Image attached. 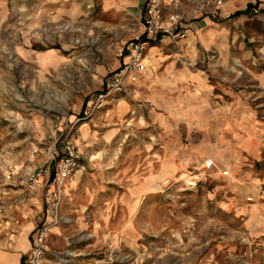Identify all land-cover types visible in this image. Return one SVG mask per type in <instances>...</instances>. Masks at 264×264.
<instances>
[{"label":"rangeland","instance_id":"obj_1","mask_svg":"<svg viewBox=\"0 0 264 264\" xmlns=\"http://www.w3.org/2000/svg\"><path fill=\"white\" fill-rule=\"evenodd\" d=\"M238 30L264 56V18ZM140 31L131 22L125 35L66 19L31 25L17 14L0 24V214L4 194L24 195L29 172H52L53 152L70 138L78 167L46 264H264V146L235 164L206 153L219 144L207 118L234 102L254 113L264 141V86L242 62L172 43L158 46L175 57L171 73L149 66L99 100L120 48Z\"/></svg>","mask_w":264,"mask_h":264},{"label":"crops","instance_id":"obj_2","mask_svg":"<svg viewBox=\"0 0 264 264\" xmlns=\"http://www.w3.org/2000/svg\"><path fill=\"white\" fill-rule=\"evenodd\" d=\"M147 0H0V24L7 20L10 14L23 17L31 25L42 22H56L62 19L83 22L90 25L92 32L107 29L109 32L119 31L123 35L128 23H136L141 27L144 7ZM248 13L245 14L247 6ZM222 14L229 13L231 18L223 20L208 15L197 17L191 22L189 36L175 44L189 49L188 56L196 53L195 47L204 50H215L219 53L220 64L226 65L230 60L244 64L243 73H257L255 78L264 86V56H254L253 51L246 48L240 40L239 27L251 16L259 15L264 18V0H225L221 9ZM96 17L106 16L111 22ZM119 35L120 41H124ZM126 44V43H125ZM124 44V45H125ZM172 42L164 39L149 41L147 55V70L165 64V72L171 73L175 60L170 54H161L158 46L169 45ZM191 48V49H190ZM264 49V48H263ZM262 50V49H261ZM53 58V53H50ZM178 55V54H177ZM154 56L155 59L149 57ZM181 56V55H178ZM180 58V57H179ZM225 60V61H224ZM125 58L116 60V71ZM146 70V71H147ZM222 73V72H221ZM155 96L153 100L156 103ZM164 103L162 99H157ZM169 106V105H168ZM214 118H207V126L216 133L219 143L217 148L206 150L214 158H228L229 163H237L243 153L259 152L264 146L260 142L262 131L257 130L254 113L240 109L238 103L232 106L214 108ZM214 126V127H213ZM262 130V129H260ZM226 157V158H225ZM65 187V186H64ZM8 205L4 209V220L0 217V264H26L32 238L40 221L49 220V212L44 204L43 190L36 191L29 197L23 195V189L14 191L13 195L4 194ZM5 201V199H4ZM55 232V231H52ZM46 262V261H45ZM46 264V263H45ZM56 264V262H51Z\"/></svg>","mask_w":264,"mask_h":264},{"label":"built area","instance_id":"obj_3","mask_svg":"<svg viewBox=\"0 0 264 264\" xmlns=\"http://www.w3.org/2000/svg\"><path fill=\"white\" fill-rule=\"evenodd\" d=\"M225 0H147L141 19V31L119 50V58H125L116 71L108 70L106 91L100 93L99 100L112 92H121L126 83H134L136 77L146 72V50L149 41L156 39L177 43L189 36L191 22L204 15L229 20L231 14H222ZM56 28L68 30L70 25L60 24ZM72 139L65 138L61 153L53 152L52 172L37 170L25 175L23 186L25 197L43 190V199L49 212V220L36 228L32 238L26 264H45L47 240L50 228L58 223L59 205L66 181L78 167V155ZM213 163L205 162V168Z\"/></svg>","mask_w":264,"mask_h":264},{"label":"trees","instance_id":"obj_4","mask_svg":"<svg viewBox=\"0 0 264 264\" xmlns=\"http://www.w3.org/2000/svg\"><path fill=\"white\" fill-rule=\"evenodd\" d=\"M250 8H251L250 5H248V6H247V9L245 10V14L248 13V10H249Z\"/></svg>","mask_w":264,"mask_h":264}]
</instances>
